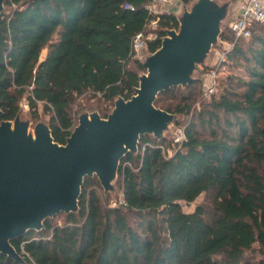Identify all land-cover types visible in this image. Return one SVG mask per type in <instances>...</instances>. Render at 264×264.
Segmentation results:
<instances>
[{
	"label": "trees",
	"instance_id": "trees-1",
	"mask_svg": "<svg viewBox=\"0 0 264 264\" xmlns=\"http://www.w3.org/2000/svg\"><path fill=\"white\" fill-rule=\"evenodd\" d=\"M151 3L5 0L0 121L13 119L22 99L33 116L40 103L54 141L64 144L77 124V99L108 106L129 99L144 71L132 51L135 36H146L155 22L156 38L144 42L153 53L162 31L177 27L172 14L150 13ZM250 30L244 40L227 26L220 35L233 42L225 56L246 66L247 79L238 93L226 85L195 116L207 136L193 118L174 148L166 138L141 137L138 153L120 161V196L111 199L95 177L85 178L77 213L11 242L23 264H264V25ZM202 80L203 73L184 90L161 92L155 107L191 115V88ZM176 93L178 103H166ZM201 196L192 212L181 209ZM0 264L21 263L0 256Z\"/></svg>",
	"mask_w": 264,
	"mask_h": 264
},
{
	"label": "water",
	"instance_id": "water-1",
	"mask_svg": "<svg viewBox=\"0 0 264 264\" xmlns=\"http://www.w3.org/2000/svg\"><path fill=\"white\" fill-rule=\"evenodd\" d=\"M0 0V16L4 10ZM170 13L177 27L164 29L160 46L139 61L144 71L129 99L117 97L106 117L84 112L64 144L54 141L45 122L32 128L18 113L0 121V256L24 263L11 244L44 223L79 211L85 178L95 177L105 195L112 194L121 159L138 153L139 140H164L177 115L155 107L161 92L186 89L208 64L231 18V0H181ZM0 108V117L2 116Z\"/></svg>",
	"mask_w": 264,
	"mask_h": 264
},
{
	"label": "rangeland",
	"instance_id": "rangeland-1",
	"mask_svg": "<svg viewBox=\"0 0 264 264\" xmlns=\"http://www.w3.org/2000/svg\"><path fill=\"white\" fill-rule=\"evenodd\" d=\"M170 3L169 4H161V3H157L155 4V6L153 7V10L156 14H160L165 12L166 10L172 11L173 9L175 11L178 10V5L180 4L179 2H177L176 0H169ZM192 0H188L187 5H189V3ZM221 1H227V0H221ZM233 2V6L230 10V16L232 15V11L235 10V7H237V3L239 2V0H231ZM171 14V13H170ZM229 22V21H228ZM228 22H224V27H223V31L225 30ZM264 25V23H263ZM156 29L155 25L150 24V26L148 27V33L145 37V40H154L156 38V32L154 31ZM234 37V36H233ZM235 39V38H234ZM244 40V39H243ZM220 42L223 44L224 48H216L218 50H225V48H229V46L231 44H233V42L230 41H225V40H220ZM44 54L41 53L40 58L43 57ZM148 55V52L145 50V45L143 46V48L140 50V52H138L135 56L138 58L139 61L143 60V58ZM214 51L212 50V53L210 55V59L208 64L210 65V68H203L201 69V73L196 74V77L199 79L200 75L202 73H205L207 71H209L210 69L213 68V63H214ZM219 66H221L219 68ZM245 67L243 64H241L240 62L238 63H233L230 60H228L226 58V56L224 55V57L221 60V65H217V67H215L216 70V81H215V90L214 93L212 95H207L205 94V92L202 90L201 87L197 86V83L194 85V87L191 88V92L193 94L191 100L189 101L190 104V108H191V115L189 116H182L180 117L179 115H177V123L175 124V127L172 131V135L167 134L166 135V139L167 140H171L175 130H180L183 131L184 127L186 125V123L189 120H193L194 118V122L197 123V126L195 128L196 132L201 135L202 137L207 136L208 134V129L206 128H202L199 126L198 121H195V116H197V114L199 112H201L203 109L206 108V105L210 102L211 98H217L221 91L224 89V87H226V85L230 84L231 88L234 90V92H240V89L238 88V84L241 80H246L247 76L245 73ZM182 89V88H181ZM184 90V89H182ZM189 91V90H188ZM179 93H176V97L172 100H166V103L169 104V102H171L170 104H177L179 101L178 95ZM76 104L79 106H75L73 107L74 110L79 109V114H82L84 112H88V113H92V112H97L101 117H106V115L111 111L112 106H108L107 104H104L102 102H97L96 100H92L89 99L88 97H81L79 99L76 100ZM19 109H20V115L22 119H26L29 120L32 123L31 128L37 123V122H45L47 123L48 121V115H45L43 113V108H42V104L38 103L37 104V108H36V112L35 115H32V112L30 111L29 107L27 106V103L24 99H22L19 102ZM78 116L76 118H78ZM115 186V185H114ZM111 199H114L115 197H119L120 194L118 192V190L114 189V192L112 194H109ZM203 197H199L194 203L191 204H181V209L186 212V213H190L194 210L195 206L200 204L202 202ZM63 221V215H59L54 217L53 219H51V222L54 224H60Z\"/></svg>",
	"mask_w": 264,
	"mask_h": 264
},
{
	"label": "built area",
	"instance_id": "built-area-1",
	"mask_svg": "<svg viewBox=\"0 0 264 264\" xmlns=\"http://www.w3.org/2000/svg\"><path fill=\"white\" fill-rule=\"evenodd\" d=\"M169 4V0H152L151 5L148 7L150 13H154L153 7L155 4ZM163 13H170L169 10H166ZM161 14V13H160ZM264 23V0H239L237 7L232 11L231 18L227 24L229 31L233 34L235 39H247L251 35L250 27L253 24H263ZM155 25V22L151 23ZM145 37L142 34L135 36L132 42V51L136 55L145 45ZM222 47L224 48L223 44ZM233 47V44L225 50H218L216 48L214 51V63L213 68L209 71L203 73V80L201 82V88L207 95H212L215 90V81H216V70L217 65H221V60L224 57L225 53ZM221 66H219L220 68ZM185 140L184 131L175 130V133L171 139V147L179 146ZM168 154H171L172 149H164Z\"/></svg>",
	"mask_w": 264,
	"mask_h": 264
}]
</instances>
